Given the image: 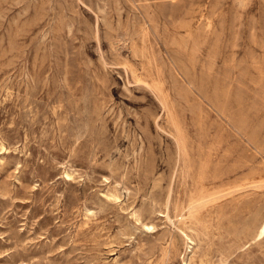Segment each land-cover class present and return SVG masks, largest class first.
<instances>
[{
	"label": "rangeland",
	"instance_id": "rangeland-1",
	"mask_svg": "<svg viewBox=\"0 0 264 264\" xmlns=\"http://www.w3.org/2000/svg\"><path fill=\"white\" fill-rule=\"evenodd\" d=\"M263 227L264 0H0V264H264Z\"/></svg>",
	"mask_w": 264,
	"mask_h": 264
},
{
	"label": "bare ground",
	"instance_id": "bare-ground-1",
	"mask_svg": "<svg viewBox=\"0 0 264 264\" xmlns=\"http://www.w3.org/2000/svg\"><path fill=\"white\" fill-rule=\"evenodd\" d=\"M4 42V41H3ZM264 232V227H263V229H262V233Z\"/></svg>",
	"mask_w": 264,
	"mask_h": 264
}]
</instances>
